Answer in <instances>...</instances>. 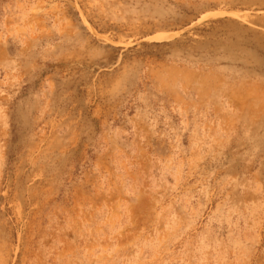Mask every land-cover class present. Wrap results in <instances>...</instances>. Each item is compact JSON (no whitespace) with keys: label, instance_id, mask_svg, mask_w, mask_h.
I'll return each instance as SVG.
<instances>
[{"label":"rangeland","instance_id":"1","mask_svg":"<svg viewBox=\"0 0 264 264\" xmlns=\"http://www.w3.org/2000/svg\"><path fill=\"white\" fill-rule=\"evenodd\" d=\"M0 264H264V0H0Z\"/></svg>","mask_w":264,"mask_h":264}]
</instances>
